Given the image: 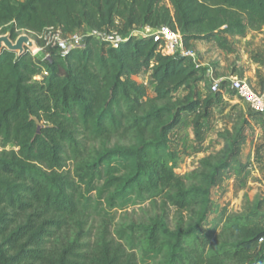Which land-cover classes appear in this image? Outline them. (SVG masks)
Listing matches in <instances>:
<instances>
[{
	"label": "trees",
	"instance_id": "obj_1",
	"mask_svg": "<svg viewBox=\"0 0 264 264\" xmlns=\"http://www.w3.org/2000/svg\"><path fill=\"white\" fill-rule=\"evenodd\" d=\"M161 26L179 32L185 49L216 35L243 39L264 31V0H0V36L31 35L46 56L0 53V264H136L105 234L91 240L90 210H123L163 193L193 220L174 231L160 220L132 229L145 253L162 256L161 264H264L260 215L224 208L207 224L210 191L236 143L185 178L175 172L170 133L183 114L196 122L214 100L197 98L194 64L163 54L149 36H127ZM49 29L123 40L113 47L88 38L62 58L38 38ZM142 73L152 98L133 79ZM112 140L128 145L104 147Z\"/></svg>",
	"mask_w": 264,
	"mask_h": 264
},
{
	"label": "rangeland",
	"instance_id": "obj_2",
	"mask_svg": "<svg viewBox=\"0 0 264 264\" xmlns=\"http://www.w3.org/2000/svg\"><path fill=\"white\" fill-rule=\"evenodd\" d=\"M142 30H131L127 36L140 38L144 34ZM28 36L36 41L35 37ZM191 49L199 72L196 96L200 100L209 96L214 103L200 111L196 122L193 121L194 114H183L180 125L170 133V148L179 155L175 172L185 178L196 169L202 158L222 150L227 141L235 142V154L229 169L220 173L210 191L207 224L225 208L229 214L256 213L260 216L254 221L264 225V115H250V109L227 85L229 78L237 77L247 80L255 91L264 90V31L248 32L245 39L216 35L209 42H195ZM33 55L38 59L44 57L41 51ZM133 79L146 87L149 98L154 96L153 84L147 73ZM211 79L221 80L219 93L210 89ZM184 95V90L177 94L179 97ZM116 144L128 145V141L112 140L104 147L112 148ZM68 166L72 169L73 163L69 162ZM185 183L188 185L189 181ZM91 204L94 206V202ZM90 211L91 240L96 241L105 234L106 238L134 254L136 264H161L163 258L145 253L144 238L132 229L160 220L174 231L180 220L185 226L193 220L190 213L178 211L166 193L151 196L144 203L123 210L97 207Z\"/></svg>",
	"mask_w": 264,
	"mask_h": 264
},
{
	"label": "built area",
	"instance_id": "obj_3",
	"mask_svg": "<svg viewBox=\"0 0 264 264\" xmlns=\"http://www.w3.org/2000/svg\"><path fill=\"white\" fill-rule=\"evenodd\" d=\"M149 36L154 42L160 43L163 46V54L168 56L180 57L189 60L197 67L195 62V53L192 49H185L182 44L181 35L179 32H174L168 27L161 26L157 29H150L148 33L142 34V37ZM42 38L45 41V46L56 48L58 54L64 58L70 51L80 49L84 41L88 38H93L99 44H107L108 46L117 47L123 38L116 34H106L104 32H97L94 30H81L75 33L65 36L60 30L49 29L48 32L43 35ZM37 51H42L40 47L36 45L31 54L33 55ZM34 56V55H33ZM44 56V55H43ZM46 56L43 57V59ZM209 73V72H208ZM48 73L43 71L41 76L46 77ZM40 77H36L39 79ZM210 89L215 93L219 92L221 88V80L211 79ZM229 90L235 94L249 109L256 114L264 115V90L255 91L251 85L245 79H239L237 77H231L227 81ZM260 240L259 242H261Z\"/></svg>",
	"mask_w": 264,
	"mask_h": 264
},
{
	"label": "water",
	"instance_id": "obj_4",
	"mask_svg": "<svg viewBox=\"0 0 264 264\" xmlns=\"http://www.w3.org/2000/svg\"><path fill=\"white\" fill-rule=\"evenodd\" d=\"M36 48V42L28 35L21 34L14 40L11 39V35L5 34L0 36V53L3 50L22 55L27 51H32Z\"/></svg>",
	"mask_w": 264,
	"mask_h": 264
},
{
	"label": "crops",
	"instance_id": "obj_5",
	"mask_svg": "<svg viewBox=\"0 0 264 264\" xmlns=\"http://www.w3.org/2000/svg\"><path fill=\"white\" fill-rule=\"evenodd\" d=\"M150 30V28H144L142 31H143V33H148V31ZM247 36V35H246ZM243 39H245V38H243ZM192 44H195V43H192ZM136 78V77H135Z\"/></svg>",
	"mask_w": 264,
	"mask_h": 264
}]
</instances>
